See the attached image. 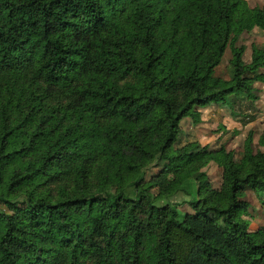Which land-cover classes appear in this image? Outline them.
<instances>
[{
	"label": "trees",
	"instance_id": "1",
	"mask_svg": "<svg viewBox=\"0 0 264 264\" xmlns=\"http://www.w3.org/2000/svg\"><path fill=\"white\" fill-rule=\"evenodd\" d=\"M255 28L264 6L246 0H0V264H264L243 217L264 129L239 160L176 146L201 107L255 101L264 47L246 62L237 44Z\"/></svg>",
	"mask_w": 264,
	"mask_h": 264
},
{
	"label": "rangeland",
	"instance_id": "2",
	"mask_svg": "<svg viewBox=\"0 0 264 264\" xmlns=\"http://www.w3.org/2000/svg\"><path fill=\"white\" fill-rule=\"evenodd\" d=\"M251 6H264V0H246ZM237 44L245 45L244 60L251 61L252 45L256 44L259 47H264V31L260 28H255L251 32L242 34ZM231 58L232 53L230 48L227 49L221 64L216 69V75L224 79L231 78ZM264 71V68H263ZM257 96L252 103L250 99L243 96L233 97V111L227 106H220L216 103L201 107V120L198 123H193L191 118L183 120V132L179 134L176 146L181 147L189 143H195L196 149L199 150L208 145L213 148H218L225 145L228 149L235 152L237 160L242 158L244 143L251 135L253 137L254 149L258 148V139L264 129V83L256 82ZM229 99L226 103L231 104ZM159 166L151 169L150 173L158 172ZM207 173V179L215 188H219L223 181V169L214 161L208 162L201 167ZM199 172L193 173L195 178ZM254 197L260 201L262 209H256V215L264 214V190L252 189ZM250 197V196H249ZM252 195V199L254 198ZM190 196L179 192L172 197L175 204L178 205L181 213L191 212V206L185 202ZM251 199V198H250ZM182 202V203H181ZM256 208V206H254ZM253 209V207H252ZM254 211V209H253ZM245 218V216H243ZM248 222V219L245 218ZM250 226V225H249Z\"/></svg>",
	"mask_w": 264,
	"mask_h": 264
},
{
	"label": "crops",
	"instance_id": "3",
	"mask_svg": "<svg viewBox=\"0 0 264 264\" xmlns=\"http://www.w3.org/2000/svg\"><path fill=\"white\" fill-rule=\"evenodd\" d=\"M252 195L254 197V192L251 188H248L245 190V196H244V199L247 200L253 207V209L251 208L250 211H251V216H245V218L248 219V224L250 225L249 227L252 229V230H257V229H264V214L263 213H260L258 215H256V209L259 208V209H262L263 206L260 205V201L258 199H256V197H254L252 199ZM250 196V197H249ZM251 198V199H250ZM254 206H256V208H254Z\"/></svg>",
	"mask_w": 264,
	"mask_h": 264
}]
</instances>
